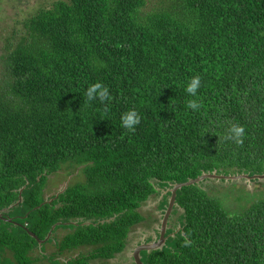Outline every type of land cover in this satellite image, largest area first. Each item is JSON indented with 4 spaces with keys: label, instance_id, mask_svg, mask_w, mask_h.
<instances>
[{
    "label": "trees",
    "instance_id": "1",
    "mask_svg": "<svg viewBox=\"0 0 264 264\" xmlns=\"http://www.w3.org/2000/svg\"><path fill=\"white\" fill-rule=\"evenodd\" d=\"M18 36L1 56L0 213L25 188L1 213L0 264H41L28 233L57 223L73 229L61 250L112 259L152 196L264 173V0H54ZM61 170L75 180L45 198ZM206 181L177 191L180 228L143 264H264V199L230 212Z\"/></svg>",
    "mask_w": 264,
    "mask_h": 264
},
{
    "label": "rangeland",
    "instance_id": "2",
    "mask_svg": "<svg viewBox=\"0 0 264 264\" xmlns=\"http://www.w3.org/2000/svg\"><path fill=\"white\" fill-rule=\"evenodd\" d=\"M53 1L54 0H0V83L3 78V61L1 56L3 53L6 55L2 48L6 44V39L10 38L11 43L14 44L15 41L13 40V37H19L18 35L21 32L22 20L25 17L32 16L40 7H48ZM74 180L73 176L69 177L67 171L65 170H61L57 174L49 176L45 189V198H50L51 196L56 195L64 188L66 183L67 185L71 184ZM202 185L204 189L211 192V196L215 195L217 200H219L225 209L230 212L241 211L242 209H246L252 204L264 199V179L253 181L251 183L245 181L227 183L223 181L209 180L202 183ZM166 194L167 192L165 190L160 192L158 196H152L139 209V212L148 221L146 220L142 222L131 230L127 239L126 248L124 252L120 254V264H133L131 253L133 251L134 244L139 240L144 229H149L151 225L161 220L162 211H160L161 209H159L158 205L163 196ZM181 212L182 211L178 209L174 213V216L171 219V227H177V229L180 228L178 226V218ZM150 219L152 221L149 222ZM65 230L66 229H58L55 236L58 235L60 237L67 233V230ZM54 250L55 247L53 244L47 245L45 255H49ZM83 251H88V249L84 248ZM37 254V251L33 252V256H36Z\"/></svg>",
    "mask_w": 264,
    "mask_h": 264
},
{
    "label": "flooded vegetation",
    "instance_id": "3",
    "mask_svg": "<svg viewBox=\"0 0 264 264\" xmlns=\"http://www.w3.org/2000/svg\"><path fill=\"white\" fill-rule=\"evenodd\" d=\"M167 202H168V200H167ZM160 211H162L161 214H162V218H163L165 208L160 210ZM173 212L174 211L171 212L169 219H168L167 230L165 233L166 241H167L169 236H171V237L174 236L179 230V228L177 229V227L176 228L171 227V219L174 216ZM162 218H161V220H162ZM146 220L147 219H145L144 221H146ZM161 220L158 221L157 223H154L153 225H151L149 229H147V230L144 229L142 231V234H141L139 240L134 245L133 251L140 244L153 243V242H156L159 240V234H160L159 228H160ZM150 221H152V220L150 219L149 222ZM63 224L66 227L70 223L69 224L63 223ZM71 224L74 226L76 225L73 222ZM59 226L60 227L58 229H66L67 233L63 234L60 237L58 235L55 236V233L58 230L55 228L53 230L54 233L52 232L51 237L49 238L48 241L42 243L40 246H38V244H37V250L35 249V251H37L38 254L35 257L41 259L40 260L41 264H120V253L115 255L112 259H102V258L89 259V258H87V259L83 260L84 257L89 256L88 253L91 252V250H92L91 247H75V248H72L70 250L69 249L61 250L59 248V246L61 244L60 242L64 239V237L66 235L72 233L73 229L61 227V225H59ZM56 227H58V226H56ZM170 230H172L173 233L168 234V232ZM166 241H165V244H166ZM50 244H53V246L55 247V250L53 252H51L49 255H45L47 245H50ZM84 248L88 249V251L84 252L83 251ZM33 252H32V255H33ZM141 253H140V255H141ZM131 259H132V253H131ZM114 261H116L117 263ZM132 262H133V259H132ZM133 264H134V262H133Z\"/></svg>",
    "mask_w": 264,
    "mask_h": 264
},
{
    "label": "water",
    "instance_id": "4",
    "mask_svg": "<svg viewBox=\"0 0 264 264\" xmlns=\"http://www.w3.org/2000/svg\"><path fill=\"white\" fill-rule=\"evenodd\" d=\"M263 179H264V173L262 175H253V176H250L248 174L225 176V175H219L214 171L212 173H204L201 176L197 177L196 179H191V180H188L187 182H184V183L174 184L170 189L166 190V192L170 193V197L168 199L167 206L165 208L164 215H163V218H162L161 223H160L159 240L156 242H153V243H146V244L143 243V244L138 245L134 249V251L132 252V259H133L134 264H143L141 261V255H140L141 252L149 253L151 251L161 250L163 248V246L165 245V241H166L165 233L167 230L168 219H169V216H170L171 212L173 211L174 207L176 206L175 205V198H176V193L178 190L182 189L183 187H188L191 185L199 184V183L204 182L206 180H215V181H223V182L245 181V182L251 183L253 181H258V180H263ZM24 188L25 187H23L19 190L18 202L14 205L9 206L6 209H3L1 213L7 212L8 210L12 209L13 207L19 205L22 202L21 193H22ZM66 188H67V183L65 184L64 188L58 192V194L62 193ZM57 196L58 195H56L55 197H57ZM1 213H0V219H3ZM4 220L9 222V223H12L11 219H4ZM14 224L18 225L16 223H14ZM61 224L62 223H57V224L53 225L51 230L47 234V236L44 238V240H41V241L38 240L35 235H33L31 233H28V234H29V236L34 238L36 240L38 246H40L42 243L49 240L53 230L56 228V226H59ZM67 224H69V223H67ZM86 224H88V223H86Z\"/></svg>",
    "mask_w": 264,
    "mask_h": 264
},
{
    "label": "crops",
    "instance_id": "5",
    "mask_svg": "<svg viewBox=\"0 0 264 264\" xmlns=\"http://www.w3.org/2000/svg\"><path fill=\"white\" fill-rule=\"evenodd\" d=\"M137 243V242H136ZM135 245V244H134Z\"/></svg>",
    "mask_w": 264,
    "mask_h": 264
}]
</instances>
